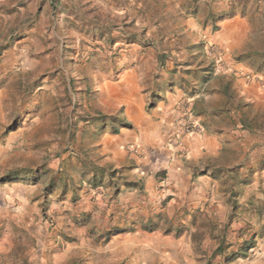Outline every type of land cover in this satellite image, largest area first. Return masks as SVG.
<instances>
[{
	"label": "rangeland",
	"instance_id": "obj_1",
	"mask_svg": "<svg viewBox=\"0 0 264 264\" xmlns=\"http://www.w3.org/2000/svg\"><path fill=\"white\" fill-rule=\"evenodd\" d=\"M138 84L226 111L153 189L90 151ZM0 93V264H264V0H0ZM119 234L155 240L117 257Z\"/></svg>",
	"mask_w": 264,
	"mask_h": 264
},
{
	"label": "crops",
	"instance_id": "obj_2",
	"mask_svg": "<svg viewBox=\"0 0 264 264\" xmlns=\"http://www.w3.org/2000/svg\"><path fill=\"white\" fill-rule=\"evenodd\" d=\"M134 92L136 94L134 101L121 113L119 111L121 101L120 103L118 101L105 103L100 108L108 116L100 121L101 124L104 121L107 122L104 128L106 131H92V136L98 137V139L94 145H91L90 151L102 158L105 167H112L114 170L129 169L128 174L135 180H142V173L147 172L144 182L148 188L153 189L156 186L162 187L169 184L167 183L169 178L163 182H157L156 174L159 171H167L171 166H174L177 157H184L186 154L191 158L199 156L198 154L203 157L216 152L220 147L219 136L214 137L210 131H226L225 129L219 130L214 126V121L218 120L215 115L225 119L226 111L219 106L209 109V105L212 103L210 97L188 96L183 88H171L170 92L163 96V102L157 104L155 111H148L147 104L150 97L152 95L153 97L161 96L163 90L153 87L142 89L138 84ZM186 101L190 102V109L192 110L190 115H187L183 107ZM186 119H191L199 126L198 133L184 134ZM204 131H208V133H204ZM30 172L25 176L26 178L33 175L37 176L36 172ZM139 172H141V176ZM150 172H152L151 177H149ZM34 178L37 179V177ZM9 180L11 181V179L7 181ZM81 183L83 186L89 183L91 188L90 180L87 182L82 180ZM75 192L77 191L75 190ZM2 194L5 195V193ZM96 195L95 191L90 190L87 198L92 199ZM97 196L99 200L102 197L101 194ZM117 199V205L123 207L129 201H136V197L132 194L131 196L128 194L125 199L119 197ZM66 205L70 207L69 210L73 207L70 204ZM63 209H67V207ZM116 227L120 226L116 225ZM112 229L113 227H110L108 230ZM154 240L155 237L119 234L110 242V248H114V253L120 257L123 253L131 251L132 248L145 246ZM78 241L82 242L81 245L69 244L68 251L71 252L78 246L80 248L88 247L85 239ZM166 244L168 248H172V246L174 248V245H170L169 241Z\"/></svg>",
	"mask_w": 264,
	"mask_h": 264
},
{
	"label": "built area",
	"instance_id": "obj_3",
	"mask_svg": "<svg viewBox=\"0 0 264 264\" xmlns=\"http://www.w3.org/2000/svg\"><path fill=\"white\" fill-rule=\"evenodd\" d=\"M183 107H184L187 115H190L191 114L190 104L184 103ZM199 130H200V128L195 122H193L191 119H186V123L184 125V132L186 134L198 133Z\"/></svg>",
	"mask_w": 264,
	"mask_h": 264
},
{
	"label": "trees",
	"instance_id": "obj_4",
	"mask_svg": "<svg viewBox=\"0 0 264 264\" xmlns=\"http://www.w3.org/2000/svg\"><path fill=\"white\" fill-rule=\"evenodd\" d=\"M105 170H106L105 168H101V173H104ZM27 174H28V173H27ZM29 174H30V173H29ZM94 181H98V179L95 177V178H93L92 180H90V183L92 184ZM54 184H55V183L53 182L52 185H54ZM92 186L97 187L96 184H95V185L92 184Z\"/></svg>",
	"mask_w": 264,
	"mask_h": 264
}]
</instances>
